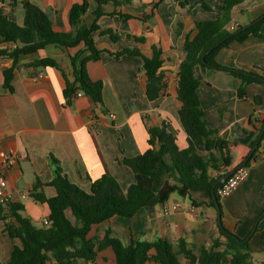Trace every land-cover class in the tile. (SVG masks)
I'll use <instances>...</instances> for the list:
<instances>
[{
	"label": "crops",
	"instance_id": "0c3cea01",
	"mask_svg": "<svg viewBox=\"0 0 264 264\" xmlns=\"http://www.w3.org/2000/svg\"><path fill=\"white\" fill-rule=\"evenodd\" d=\"M27 1L42 10L59 33L70 31L68 12L73 5L83 2ZM86 1L88 9L83 17L84 23L90 26L95 21L98 27L111 29L118 37L112 42L107 36L95 32L93 38L99 50L115 53L137 49L146 57L151 56L152 47L162 51L163 65L159 71L167 84L166 96L153 102L146 99L138 59L128 56L114 59L103 53L100 61L87 65L89 78L103 84V109L82 95L66 106L62 92L65 81L73 80L68 57L81 46L73 49L47 46L33 56L22 57L10 82L12 92L4 89L3 76L11 61L0 59V154L16 157V165L6 173L7 190L13 194V202L23 206V216L28 217L33 225L40 226L48 216V208L28 197L20 201L19 195L27 196L33 184L39 181L46 198L55 196V189L48 186L53 179L50 157L58 161L69 182L85 192L90 189V181L109 175L125 193L134 183V176L120 161L136 157L148 149L146 126H158L170 119L179 131L177 146L186 148L176 100L177 73L183 60L181 46L184 35H194L195 19H216L222 13V0H186L189 3L186 9L180 8L177 0H135L129 6L116 9L107 5L104 15L94 20L92 14L96 4L92 0ZM14 2L0 0V7L3 4L9 20L21 24L22 6ZM202 3L209 6L211 12L202 10ZM153 4L157 5L156 8H152ZM113 12L132 18L125 20L110 16ZM231 14L232 21L227 29L231 25H248L261 19L264 0H245ZM238 17L243 24L236 22ZM178 22L183 24L180 37L175 35ZM262 29L264 35V26ZM135 38L143 41L138 42ZM44 58L54 60L58 69L27 66L35 59ZM215 60L224 67L264 69V37L250 36L243 43H232L220 50ZM195 76L199 81L197 93L204 118L223 141L228 165L226 171H230L248 160L252 154L250 143L260 139L258 131L264 120V87L248 85L246 97L238 99L240 81L227 73L196 67ZM249 169L247 178L230 196L220 200L221 221L229 232L240 239L247 238L252 264H264V141L255 160L250 161ZM210 202L206 192H193L184 199L171 196L164 205L142 208L131 219L113 217L93 226L88 238L102 239L109 229L125 245L131 241L151 242L157 238L175 243L183 238L189 247L208 248L211 240L218 238L217 212L210 208ZM174 205H178V209L164 216L163 209L171 210ZM66 215L74 221L69 211ZM15 246H20L19 241L8 237L0 221V264L8 263ZM76 264L91 263L82 261ZM94 264H116L113 252L110 249L99 252ZM181 264L187 263L181 260Z\"/></svg>",
	"mask_w": 264,
	"mask_h": 264
},
{
	"label": "trees",
	"instance_id": "16d2710c",
	"mask_svg": "<svg viewBox=\"0 0 264 264\" xmlns=\"http://www.w3.org/2000/svg\"><path fill=\"white\" fill-rule=\"evenodd\" d=\"M96 4L93 12L94 20L104 15V7L111 5L114 9L129 6L135 0H92ZM180 8H189L186 0H177ZM245 0H222V13L216 19H195V32L192 37L184 35L181 46L183 60L177 73L176 100L180 126L186 136V148L180 149L177 144L179 131L170 119L158 126H146L148 149L133 158H122L120 163L129 168L134 176V183L125 193L118 182L109 175H103L90 181L88 192L72 184L63 174L58 161L53 162V179L48 184L55 189V196L46 198L42 192V184L36 181L27 193V197L48 208V224L36 227L26 216L20 204H0V221L4 224V232L12 240H18L6 264H76L78 262L95 263L97 254L110 249L116 264H252L247 238L240 239L225 229L222 224V208L217 191L222 184L218 181L230 174L239 166L249 167L251 160L262 141H264V120L258 131L260 139L250 143L248 160L226 171L228 168L224 158L223 141L216 131L209 128L201 108L195 76L196 67L222 71L240 81L237 98L246 97L245 88L251 84L264 87V69L252 67L241 70L235 67L220 66L215 57L217 53L228 48L232 43H243L250 36L263 38L264 14L251 27L246 25L227 26L232 21V10ZM23 10L21 24L8 19L3 4L0 7V59L11 61V66L4 69V89L12 92L10 82L13 72L22 57L33 56L47 46L61 49L81 48L69 56L72 67V82L65 81L62 92L64 103L69 106L72 100L82 95L92 104L103 109V84L92 81L87 73L90 62L100 61L101 55L107 53L119 59L123 56L133 57L140 61V70L145 84V96L153 102L166 96L167 84L160 68L163 65L162 51L152 47L151 56H144L139 50L124 49L119 52L99 50L95 46L93 34L107 36L112 42L118 37L111 29H101L94 21L87 26L83 17L88 3L73 5L68 12L70 31L59 33L53 29V23L38 7L27 0H15ZM156 4L152 8H156ZM202 10L211 12L205 3ZM188 14L190 10L188 9ZM125 20L129 15L111 13ZM254 22V21H253ZM183 34V24L177 23L176 37ZM143 41L142 38H135ZM15 45V48L12 46ZM28 67L55 68L57 63L49 58L35 59ZM257 100V99H256ZM89 180V179H88ZM214 188V190H213ZM212 190L218 203L220 225L217 224L218 238L211 240V245L189 247L183 238L175 243L157 238L151 242L131 241L123 244L108 229L102 239H89L88 234L93 226L100 225L113 217L131 219L145 207L164 205L172 195L180 199L189 197L193 192H206L211 199L210 208L217 212L211 197ZM193 203V202H192ZM70 212L73 222L67 217Z\"/></svg>",
	"mask_w": 264,
	"mask_h": 264
},
{
	"label": "built area",
	"instance_id": "2783aa9c",
	"mask_svg": "<svg viewBox=\"0 0 264 264\" xmlns=\"http://www.w3.org/2000/svg\"><path fill=\"white\" fill-rule=\"evenodd\" d=\"M15 48V45L12 46ZM113 118V116H111ZM16 165V157L12 155L0 154V204L14 203V196L7 190L6 173ZM249 167L239 166L234 169L226 180L222 183V186L217 191V195L220 200H223L230 196V194L242 183L249 174ZM27 198L26 195L20 194L19 200L23 201ZM178 209V205H174L171 210L163 209V215L168 216L171 211ZM43 225L48 224L47 218L42 220Z\"/></svg>",
	"mask_w": 264,
	"mask_h": 264
},
{
	"label": "water",
	"instance_id": "95a60500",
	"mask_svg": "<svg viewBox=\"0 0 264 264\" xmlns=\"http://www.w3.org/2000/svg\"><path fill=\"white\" fill-rule=\"evenodd\" d=\"M258 20H260V19H258ZM256 22H257V20L254 21V22H251V23L248 24V25H246L245 27H243V30H245V29L251 27V26H252L253 24H255ZM227 177H228V175H225L224 177H222V179H221L220 181H218V184H222V183L226 180ZM213 190H214V188H213ZM213 190H212V195H211V197H212V199H213V201H214V204H215V207H216V209H217L218 223H219V225H220V213H219V209H218V203H217L216 200H215V196H214Z\"/></svg>",
	"mask_w": 264,
	"mask_h": 264
},
{
	"label": "rangeland",
	"instance_id": "374dc122",
	"mask_svg": "<svg viewBox=\"0 0 264 264\" xmlns=\"http://www.w3.org/2000/svg\"><path fill=\"white\" fill-rule=\"evenodd\" d=\"M236 22H240V24H243L242 23V19H241V17H238V19L236 20ZM173 197H176L177 198V196L174 194V195H172ZM36 227H38L39 225L38 224H34Z\"/></svg>",
	"mask_w": 264,
	"mask_h": 264
}]
</instances>
